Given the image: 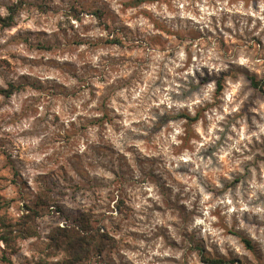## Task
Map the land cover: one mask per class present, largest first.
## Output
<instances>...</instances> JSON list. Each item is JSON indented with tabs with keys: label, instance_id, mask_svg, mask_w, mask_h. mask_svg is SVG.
<instances>
[{
	"label": "clouds",
	"instance_id": "1",
	"mask_svg": "<svg viewBox=\"0 0 264 264\" xmlns=\"http://www.w3.org/2000/svg\"><path fill=\"white\" fill-rule=\"evenodd\" d=\"M0 264H264V0H0Z\"/></svg>",
	"mask_w": 264,
	"mask_h": 264
}]
</instances>
